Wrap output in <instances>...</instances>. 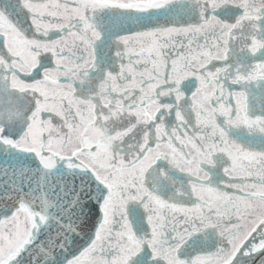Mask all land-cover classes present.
Masks as SVG:
<instances>
[{"label":"snow or ice","instance_id":"snow-or-ice-1","mask_svg":"<svg viewBox=\"0 0 264 264\" xmlns=\"http://www.w3.org/2000/svg\"><path fill=\"white\" fill-rule=\"evenodd\" d=\"M0 264H264V0H0Z\"/></svg>","mask_w":264,"mask_h":264}]
</instances>
